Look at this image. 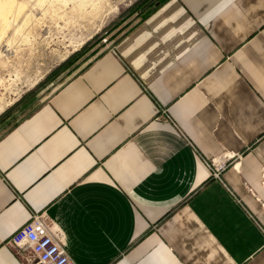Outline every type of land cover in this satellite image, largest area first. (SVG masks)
Segmentation results:
<instances>
[{"label": "crops", "instance_id": "1", "mask_svg": "<svg viewBox=\"0 0 264 264\" xmlns=\"http://www.w3.org/2000/svg\"><path fill=\"white\" fill-rule=\"evenodd\" d=\"M139 8L0 133V264L30 212L78 264H264V0Z\"/></svg>", "mask_w": 264, "mask_h": 264}, {"label": "rangeland", "instance_id": "2", "mask_svg": "<svg viewBox=\"0 0 264 264\" xmlns=\"http://www.w3.org/2000/svg\"><path fill=\"white\" fill-rule=\"evenodd\" d=\"M137 1L87 0L79 8L77 0L65 5L30 0L33 18L41 25L29 31L15 29L22 22L21 11L0 34V116L5 113L0 133L110 45L118 29L140 13Z\"/></svg>", "mask_w": 264, "mask_h": 264}, {"label": "built area", "instance_id": "3", "mask_svg": "<svg viewBox=\"0 0 264 264\" xmlns=\"http://www.w3.org/2000/svg\"><path fill=\"white\" fill-rule=\"evenodd\" d=\"M224 165L223 161L213 162L211 172L218 176ZM8 244L30 264H78L43 214L30 212L28 219L12 231Z\"/></svg>", "mask_w": 264, "mask_h": 264}, {"label": "bare ground", "instance_id": "4", "mask_svg": "<svg viewBox=\"0 0 264 264\" xmlns=\"http://www.w3.org/2000/svg\"><path fill=\"white\" fill-rule=\"evenodd\" d=\"M38 1V0H36ZM49 0H41V2H48ZM60 5H65L69 0H52ZM75 0H73L74 2ZM87 0H77L76 5L79 8L85 6ZM26 13V11H28ZM35 7L30 0H0V34L4 33L6 29L13 23L16 16L22 11V22H20L15 29L22 30L24 28L33 30L41 25V20L34 17ZM11 16H10V15Z\"/></svg>", "mask_w": 264, "mask_h": 264}, {"label": "trees", "instance_id": "5", "mask_svg": "<svg viewBox=\"0 0 264 264\" xmlns=\"http://www.w3.org/2000/svg\"><path fill=\"white\" fill-rule=\"evenodd\" d=\"M162 1H164V0H139V1H137V5L139 7H141L142 12L147 13L148 11L152 10L155 6H157ZM26 100H28V99H26ZM28 102H29V100L24 102L25 105L29 106L31 104V103H29V105H28ZM4 114H2V115H4ZM1 116H0V118H1Z\"/></svg>", "mask_w": 264, "mask_h": 264}]
</instances>
